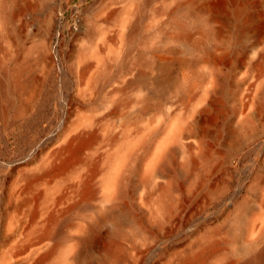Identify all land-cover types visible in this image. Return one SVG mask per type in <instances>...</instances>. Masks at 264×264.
Instances as JSON below:
<instances>
[{
	"label": "bare ground",
	"instance_id": "obj_1",
	"mask_svg": "<svg viewBox=\"0 0 264 264\" xmlns=\"http://www.w3.org/2000/svg\"><path fill=\"white\" fill-rule=\"evenodd\" d=\"M20 1L0 0L4 125L40 81L16 50ZM140 1L119 42L103 35L67 69L58 59L57 118L0 163V264H264V79L229 89L235 70L219 62L264 55V0H172L160 35L137 45Z\"/></svg>",
	"mask_w": 264,
	"mask_h": 264
},
{
	"label": "rangeland",
	"instance_id": "obj_2",
	"mask_svg": "<svg viewBox=\"0 0 264 264\" xmlns=\"http://www.w3.org/2000/svg\"><path fill=\"white\" fill-rule=\"evenodd\" d=\"M146 1H140L143 3L133 18L134 21L138 19V25L129 26V31H133L137 45L143 44L146 38L160 35L161 24L168 20L169 15L166 13L160 15L157 12L163 6H172V0ZM25 3L29 6L24 10ZM134 4V0L20 1L23 8L19 11L21 15L17 20L19 46L16 50L27 52L30 60L38 61L34 75L38 76L40 81L35 99L29 104L28 111L14 119V108H10L8 110L9 122L6 125L0 124V133L6 138V143L0 141V163L14 161L20 156L27 155L33 141L46 137L45 125L57 118L52 106L55 86L60 83L61 79V64L58 59H62L63 67L67 69L75 62L79 53L89 52L99 45L103 35L114 37L116 43L119 42L118 33L122 29L127 30L125 28L127 25L123 27L121 22L128 17ZM25 12L29 14L28 20L22 15ZM45 43H48L47 50L43 48ZM110 43L112 45H109L107 49L115 46L113 41ZM139 49L141 50V47H135L133 52L137 53ZM17 51L13 50V53L16 54ZM255 56L254 52H250L245 59L241 57L239 61H234L230 55H225L219 60L226 73L235 70L234 79L230 80L228 86L229 89L235 87L238 82H241L243 89H246L250 84L264 79V55L260 58ZM181 57L188 56L182 55ZM253 58L255 62L251 66L248 61ZM242 59L243 61L238 64ZM7 64L12 66L11 57ZM116 83L113 79L104 92ZM260 121L264 123L263 116H260ZM261 132L264 134V130ZM243 143L246 148L251 145V141ZM223 150L225 151L226 148ZM247 161L244 160L240 167L247 164ZM239 179L247 181L248 175L242 174ZM228 195L227 193L226 196ZM213 204L211 203L210 210L214 211L215 205Z\"/></svg>",
	"mask_w": 264,
	"mask_h": 264
}]
</instances>
